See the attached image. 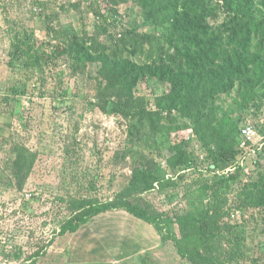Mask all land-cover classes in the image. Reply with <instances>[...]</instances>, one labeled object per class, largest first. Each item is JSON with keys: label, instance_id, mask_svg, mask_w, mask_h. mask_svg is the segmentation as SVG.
Segmentation results:
<instances>
[{"label": "rangeland", "instance_id": "1", "mask_svg": "<svg viewBox=\"0 0 264 264\" xmlns=\"http://www.w3.org/2000/svg\"><path fill=\"white\" fill-rule=\"evenodd\" d=\"M107 7L106 0H0V264H56L53 252L63 236L55 235L51 244L48 240L71 215L69 202L119 197L158 223L178 213L213 212L207 243L219 264H264V156L248 155L244 162L238 155L217 157L181 114L179 130L167 136L152 133L139 125L136 114L106 110L97 95V64L79 67L56 55L70 37H84L87 48H93L92 38L114 42L133 27L167 45L165 30L144 24L134 0L116 4L111 20H103L99 14L107 15ZM255 13L263 14L259 0ZM63 30L67 38L60 36ZM258 42L255 35L252 50L257 53ZM127 55L141 64L154 60L134 48ZM38 56L42 60L35 64ZM252 87L243 111L238 106L244 97L236 90L223 95L217 117L233 112L260 123L263 91ZM170 88L168 82L142 79L134 108H155L156 97ZM178 140L197 162L168 170L169 148ZM19 150L34 158L25 180L22 172L17 175ZM140 165L160 174V181L135 191L130 182ZM122 264L192 263L169 242L155 254H134Z\"/></svg>", "mask_w": 264, "mask_h": 264}, {"label": "trees", "instance_id": "2", "mask_svg": "<svg viewBox=\"0 0 264 264\" xmlns=\"http://www.w3.org/2000/svg\"><path fill=\"white\" fill-rule=\"evenodd\" d=\"M124 1L106 0L110 6L107 15L100 13L99 16L111 20L109 15L117 10L116 4ZM134 1L143 13L144 24L165 30L166 46L159 44L151 33L133 27L123 30L114 42L92 38L93 48H87L84 37H70L66 46L59 45L56 55L70 58L79 67L97 64V95L104 100L106 110L127 116L134 113L139 117V125L164 136L180 129L177 116L181 114L193 122L201 145L212 152L216 149L217 157L225 153L228 157H242L247 150L241 147V128L248 121H243L240 115L234 116L233 112H225L218 118V104L223 95L236 90L244 97L238 106L243 111L254 94L252 85L261 86L264 97V61L260 56L264 54V0H259L262 16L255 13L258 0ZM59 34L66 38L68 35L66 30ZM255 35L259 36L258 53L252 50ZM132 48L148 55V60L154 57L153 63L131 60L127 54ZM41 60L38 56L34 63ZM146 77L163 85L168 82L171 88L156 97L155 108L135 109V89ZM252 122L264 126L261 122ZM184 144V140H178L172 147L168 146L172 152L167 158L168 170L197 162L196 157L185 151ZM17 156V175L22 172L25 180L34 158L24 150H19ZM263 156L264 149L256 158ZM159 181L160 174L140 165L133 172L130 187L143 191ZM69 208L71 215L61 226L54 227L55 235L73 234L93 217L122 209L153 225L162 244L173 242L181 259L192 264H219L209 252L213 246L207 243L215 220L213 212L178 213L160 218L158 223V219L127 198L105 201L80 198L69 202ZM54 236L48 240L50 244Z\"/></svg>", "mask_w": 264, "mask_h": 264}, {"label": "crops", "instance_id": "3", "mask_svg": "<svg viewBox=\"0 0 264 264\" xmlns=\"http://www.w3.org/2000/svg\"><path fill=\"white\" fill-rule=\"evenodd\" d=\"M162 247L153 225L125 210H112L64 235L52 259L56 264H122L128 256L155 254Z\"/></svg>", "mask_w": 264, "mask_h": 264}, {"label": "built area", "instance_id": "4", "mask_svg": "<svg viewBox=\"0 0 264 264\" xmlns=\"http://www.w3.org/2000/svg\"><path fill=\"white\" fill-rule=\"evenodd\" d=\"M262 116L263 117L261 123L264 125V114ZM261 126L262 125H257L252 121H248L242 125L241 147L247 150L246 153L242 156V162H244L243 158H246L248 155H257L260 151L264 149V126ZM59 231L60 228L57 229V232ZM54 235L55 232L53 229V236Z\"/></svg>", "mask_w": 264, "mask_h": 264}]
</instances>
